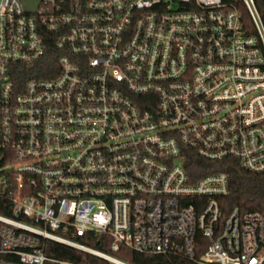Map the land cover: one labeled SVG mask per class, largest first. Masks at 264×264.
<instances>
[{
    "label": "built area",
    "instance_id": "obj_1",
    "mask_svg": "<svg viewBox=\"0 0 264 264\" xmlns=\"http://www.w3.org/2000/svg\"><path fill=\"white\" fill-rule=\"evenodd\" d=\"M24 1L0 0V264H264V216L224 218L229 176L186 168L264 172V0Z\"/></svg>",
    "mask_w": 264,
    "mask_h": 264
},
{
    "label": "trees",
    "instance_id": "obj_2",
    "mask_svg": "<svg viewBox=\"0 0 264 264\" xmlns=\"http://www.w3.org/2000/svg\"><path fill=\"white\" fill-rule=\"evenodd\" d=\"M186 168L193 182L198 181L206 175L218 172H224L229 176L230 194L219 200L224 218L234 208H238L242 215L257 211L264 216V172L252 173L246 171L236 160L229 159L222 162H208L195 155L189 157ZM2 201L0 200L1 203ZM0 213L10 215V213L2 211L1 207ZM76 240L90 248L107 252L104 238L97 239L87 235ZM207 245L208 241L199 235L196 241L197 257L204 252ZM46 255L52 260L66 264H110L88 253L54 242L47 243ZM118 257L130 264H197L180 257L144 255L127 249H122L118 253ZM47 264L60 263L48 262Z\"/></svg>",
    "mask_w": 264,
    "mask_h": 264
},
{
    "label": "water",
    "instance_id": "obj_3",
    "mask_svg": "<svg viewBox=\"0 0 264 264\" xmlns=\"http://www.w3.org/2000/svg\"><path fill=\"white\" fill-rule=\"evenodd\" d=\"M39 0L24 1V6L27 11H36Z\"/></svg>",
    "mask_w": 264,
    "mask_h": 264
}]
</instances>
